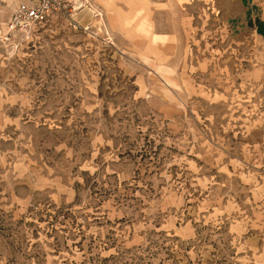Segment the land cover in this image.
Masks as SVG:
<instances>
[{"label":"rangeland","instance_id":"obj_1","mask_svg":"<svg viewBox=\"0 0 264 264\" xmlns=\"http://www.w3.org/2000/svg\"><path fill=\"white\" fill-rule=\"evenodd\" d=\"M76 7L0 41V264H264V0Z\"/></svg>","mask_w":264,"mask_h":264},{"label":"built area","instance_id":"obj_2","mask_svg":"<svg viewBox=\"0 0 264 264\" xmlns=\"http://www.w3.org/2000/svg\"><path fill=\"white\" fill-rule=\"evenodd\" d=\"M75 0H0V41L33 35L51 14L76 10ZM6 17H4L5 15ZM4 15V16H3ZM5 23L6 28L3 27Z\"/></svg>","mask_w":264,"mask_h":264},{"label":"crops","instance_id":"obj_3","mask_svg":"<svg viewBox=\"0 0 264 264\" xmlns=\"http://www.w3.org/2000/svg\"><path fill=\"white\" fill-rule=\"evenodd\" d=\"M76 2L74 3V6L76 7L79 3H82V0H75ZM133 3L136 0H131ZM79 10V7H77V11ZM5 15V14H4ZM7 15H5L4 17H6ZM259 25L257 26L258 31L261 33V36L264 37V18H262V20L259 21L258 23ZM3 27H6V25H3Z\"/></svg>","mask_w":264,"mask_h":264},{"label":"bare ground","instance_id":"obj_4","mask_svg":"<svg viewBox=\"0 0 264 264\" xmlns=\"http://www.w3.org/2000/svg\"><path fill=\"white\" fill-rule=\"evenodd\" d=\"M3 16H4V15H3ZM3 25H5V23H4Z\"/></svg>","mask_w":264,"mask_h":264}]
</instances>
